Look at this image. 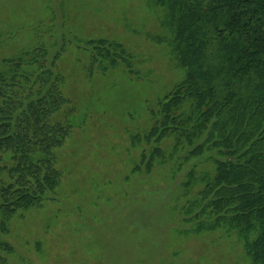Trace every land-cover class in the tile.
<instances>
[{"label": "rangeland", "instance_id": "374dc122", "mask_svg": "<svg viewBox=\"0 0 264 264\" xmlns=\"http://www.w3.org/2000/svg\"><path fill=\"white\" fill-rule=\"evenodd\" d=\"M166 16L159 0H0V74L27 52L60 53L67 101L52 119L71 127L55 150L60 185L42 206L0 215V264H252L238 231L206 230L214 161L173 152L174 135L146 138L186 78ZM111 43L124 60L100 58L122 51ZM10 156L0 154V188Z\"/></svg>", "mask_w": 264, "mask_h": 264}, {"label": "trees", "instance_id": "16d2710c", "mask_svg": "<svg viewBox=\"0 0 264 264\" xmlns=\"http://www.w3.org/2000/svg\"><path fill=\"white\" fill-rule=\"evenodd\" d=\"M159 1L186 78L162 103L146 138L160 143L174 135L173 152L188 148L187 160L214 161V177L202 179L203 212L213 217L206 230L238 231L252 264H264V0ZM110 46L122 51H99L100 58L112 64L125 59L122 44ZM59 55L27 52L13 64L12 76L0 74V154L10 151L13 161L12 181L0 188L5 219L42 206L61 182L55 150L71 127L52 119L67 101ZM155 153L160 149L143 157L151 168L152 158L162 157Z\"/></svg>", "mask_w": 264, "mask_h": 264}]
</instances>
